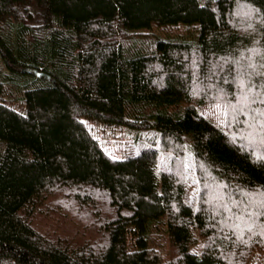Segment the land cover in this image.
<instances>
[{
	"label": "trees",
	"instance_id": "obj_1",
	"mask_svg": "<svg viewBox=\"0 0 264 264\" xmlns=\"http://www.w3.org/2000/svg\"><path fill=\"white\" fill-rule=\"evenodd\" d=\"M0 264H264V0H0Z\"/></svg>",
	"mask_w": 264,
	"mask_h": 264
},
{
	"label": "rangeland",
	"instance_id": "obj_2",
	"mask_svg": "<svg viewBox=\"0 0 264 264\" xmlns=\"http://www.w3.org/2000/svg\"><path fill=\"white\" fill-rule=\"evenodd\" d=\"M162 34L166 35V36H171V37L181 35V34L184 35V34H186V27H182L181 29H167V30H164V32ZM98 135L100 136V138H103L107 143H109V147L111 150L115 151L116 154L121 156V154H120L121 153V151H120L121 146L124 147V144H121V141L122 142L125 141V136L123 133L116 134L115 139H117V142L119 141V144H117V145H114V144L112 145V143H111V142H114L113 136L108 135V137L104 138L103 133H101V131H100V133L98 132ZM38 221L40 223V226H43L44 224L48 225L51 223L50 220H47L45 218L43 219V217H41ZM46 228H48V227H46Z\"/></svg>",
	"mask_w": 264,
	"mask_h": 264
}]
</instances>
